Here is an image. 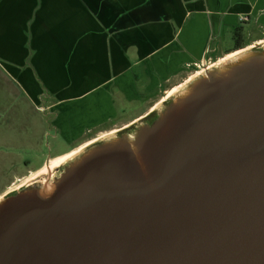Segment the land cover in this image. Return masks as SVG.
<instances>
[{
    "label": "water",
    "instance_id": "1",
    "mask_svg": "<svg viewBox=\"0 0 264 264\" xmlns=\"http://www.w3.org/2000/svg\"><path fill=\"white\" fill-rule=\"evenodd\" d=\"M149 115L0 198V264H264V44Z\"/></svg>",
    "mask_w": 264,
    "mask_h": 264
},
{
    "label": "crops",
    "instance_id": "2",
    "mask_svg": "<svg viewBox=\"0 0 264 264\" xmlns=\"http://www.w3.org/2000/svg\"><path fill=\"white\" fill-rule=\"evenodd\" d=\"M242 22L246 30L256 22L264 27V0H0V163L10 151L15 156L23 139H42L46 123L64 137L92 131L49 163L142 120L210 53L225 55L217 51L223 34ZM154 91L144 111L112 127L127 103ZM9 96L15 100L7 102ZM20 97L34 117H15Z\"/></svg>",
    "mask_w": 264,
    "mask_h": 264
},
{
    "label": "rangeland",
    "instance_id": "3",
    "mask_svg": "<svg viewBox=\"0 0 264 264\" xmlns=\"http://www.w3.org/2000/svg\"><path fill=\"white\" fill-rule=\"evenodd\" d=\"M232 31L230 33H224L223 39L221 41L220 46L217 48L218 53L222 51H226L229 48H231L234 44V39L232 38ZM264 34V27H262V23L256 22L255 25H253L250 30H246V28L243 29V33L238 38L239 40H242L243 43L252 42L250 45L252 47L256 46L253 45V39L263 36ZM216 53V54H218ZM230 54V53H229ZM209 59H206V63L204 66H201L199 69H204V67L209 66L210 63L212 64L215 62L218 58H215L212 53L209 54ZM197 69V70H199ZM196 70V71H197ZM195 72V71H194ZM193 72V73H194ZM192 73V74H193ZM190 76V75H189ZM172 81H175L173 79ZM5 93V90L0 88V94ZM157 96V93L154 91L148 95H146L144 98H142L141 101H132L127 103L126 110L115 119L110 121V124L113 122H116V124L112 127H120L122 124H124L129 118H131L133 115L138 114L148 106V104L151 102L152 99H154ZM166 94L164 95V97ZM11 97V98H10ZM14 98L13 96H9L6 98L7 102L12 100ZM15 100V98H14ZM167 99L164 100V102ZM18 101H15V104ZM18 105L20 106V109L18 111L15 110L14 115L16 117V112L18 114H21V116L27 117H34L36 115V112L32 110L30 105L28 104V101L26 99H23L20 97ZM5 114V113H4ZM12 112L9 111L5 114V117L11 115ZM34 114V115H33ZM42 115L45 116V118H49L48 112H42ZM3 116V115H2ZM7 121V120H6ZM9 124V123H8ZM8 124L5 123V125H2L3 127H6ZM23 126V122H22ZM123 129H130V126H127ZM92 132V131H90ZM89 132V133H90ZM89 133H85L84 135L79 136H67L64 137L60 133H56L54 129L49 127L48 123H46L44 132H43V138L38 139L36 143H25V139H23V143H21V147L19 146L18 152L13 157V154H11V151L9 153V156L6 157L7 159H2V163H0V192L6 188V186L14 179L16 181L14 187H17L16 189H19V185L25 181V178L29 175H26L31 170H34L38 166L42 165L43 163H46L48 161V158L50 156H54L57 154L65 153L70 151L72 148L77 146V144L82 141L84 138L88 136ZM13 157V159H12ZM4 158V157H3ZM14 162L15 165L12 167L10 163ZM60 168L57 169V171ZM55 174L57 172H54ZM25 175V176H24ZM19 178V179H18ZM15 189V190H16ZM14 190V191H15ZM12 192V191H11Z\"/></svg>",
    "mask_w": 264,
    "mask_h": 264
},
{
    "label": "bare ground",
    "instance_id": "4",
    "mask_svg": "<svg viewBox=\"0 0 264 264\" xmlns=\"http://www.w3.org/2000/svg\"><path fill=\"white\" fill-rule=\"evenodd\" d=\"M264 44V39H261L260 41L255 42L253 45H261ZM252 48V45L247 46L245 49H241L235 52H231L230 54H226L221 58H218L215 62H213L212 64H210L207 67H214L216 65H218L219 63H221L222 61L229 59L230 57L236 55L237 53H240L246 49H250ZM202 69H199L197 71H195L193 74H191L190 76H188L186 78L185 81H182V83H180L179 85H176L177 87L173 90H171L165 97H163L158 103H156L153 108L150 111H155L157 109V107L165 100L168 99L169 97H171L174 93H176L187 81H189L190 79H192L193 77H195L196 75H198L199 73H201ZM126 127V126H125ZM115 131L113 132H108L104 135H101L100 137H98L97 139H95L94 141L86 144L85 146L77 149L76 151L71 152L68 155L59 157V158H55L52 159L49 163H46V166H44L43 168L40 169V171L35 174L34 176H32L31 180L26 181L25 183H23L22 185H20L19 187H23L31 182H35V181H39L42 180L48 173H54V171H56L59 167L63 166L66 162L70 161L71 159L75 158L79 153H81V151H83L86 147H88L89 145L96 143L102 139H104L106 136L114 134Z\"/></svg>",
    "mask_w": 264,
    "mask_h": 264
},
{
    "label": "trees",
    "instance_id": "5",
    "mask_svg": "<svg viewBox=\"0 0 264 264\" xmlns=\"http://www.w3.org/2000/svg\"><path fill=\"white\" fill-rule=\"evenodd\" d=\"M244 25L243 22L240 23L239 25L233 27L232 29V38L234 39V44L231 48L225 51V54H228L230 51L235 50V49H240L243 47H246L248 45L247 43H243L242 40H239L238 38L241 36L243 33Z\"/></svg>",
    "mask_w": 264,
    "mask_h": 264
},
{
    "label": "flooded vegetation",
    "instance_id": "6",
    "mask_svg": "<svg viewBox=\"0 0 264 264\" xmlns=\"http://www.w3.org/2000/svg\"><path fill=\"white\" fill-rule=\"evenodd\" d=\"M263 39H264V38H263ZM260 40H261V39H260ZM257 41H259V40H257ZM257 41H256V42H257ZM254 43H255V42H254ZM225 55H226V54H225ZM223 56H224V55H223ZM223 56H222V57H223ZM210 64H211V63H210ZM150 116H151V115H149L148 118H149ZM31 179H33V178H30V179H28L27 181H29V180H31Z\"/></svg>",
    "mask_w": 264,
    "mask_h": 264
},
{
    "label": "built area",
    "instance_id": "7",
    "mask_svg": "<svg viewBox=\"0 0 264 264\" xmlns=\"http://www.w3.org/2000/svg\"><path fill=\"white\" fill-rule=\"evenodd\" d=\"M243 20V19H242Z\"/></svg>",
    "mask_w": 264,
    "mask_h": 264
}]
</instances>
